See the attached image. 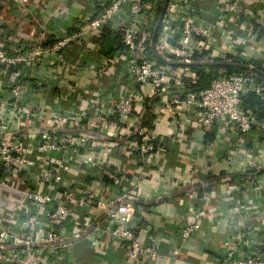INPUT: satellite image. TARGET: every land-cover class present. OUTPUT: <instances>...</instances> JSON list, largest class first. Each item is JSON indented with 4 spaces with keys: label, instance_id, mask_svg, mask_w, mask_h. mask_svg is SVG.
<instances>
[{
    "label": "built area",
    "instance_id": "built-area-1",
    "mask_svg": "<svg viewBox=\"0 0 264 264\" xmlns=\"http://www.w3.org/2000/svg\"><path fill=\"white\" fill-rule=\"evenodd\" d=\"M251 4L252 0L214 4L208 0H86V7L75 13L60 36L0 45V78L7 94V100L0 98V264H46L98 234L107 235L131 262H158L163 233L157 230L160 235L152 233L145 241L129 218L136 211L133 173L148 178L152 158L164 153L156 125L166 115L172 117L165 139L169 151L185 144L191 148L180 171L205 180L194 146L197 136L210 130L213 139L223 143L217 159L244 166L237 174L243 182L218 183L226 194L199 198L196 188H185L181 196L185 203L176 206L184 210L186 198L192 197L201 207L191 205L186 210L177 224V243L198 236L201 223L220 220V207L225 206L229 213L222 222L226 242L218 264H264V223L256 218L258 201L264 199V119L242 108L248 95L264 96L253 65L260 63L264 69V28L252 25L264 20V0H258L255 12ZM112 23L123 48L111 65L98 67L95 41ZM46 42L50 44L44 46ZM257 47L263 49L259 58ZM88 48L92 66L86 71L97 67V74L91 73L92 78L98 77L96 85L90 86L94 89L63 82V75L72 76L75 66L85 61L81 52ZM195 54L200 64L238 59L244 69L228 74L219 66L206 88L190 91L182 80H197L187 67ZM46 59L59 65L63 79L48 89V98L32 105L28 96L45 92L31 83L30 71ZM141 109L148 114L145 121L150 128L143 127L144 118L134 117ZM113 148L126 152L117 158ZM204 148L199 147L201 152ZM161 158L155 159L159 168L164 165ZM90 177L106 179L110 190L95 191L88 183ZM205 205H211L208 212L201 209ZM251 223L261 227L255 238L249 234ZM68 224L74 228L70 236L65 233Z\"/></svg>",
    "mask_w": 264,
    "mask_h": 264
},
{
    "label": "crops",
    "instance_id": "crops-1",
    "mask_svg": "<svg viewBox=\"0 0 264 264\" xmlns=\"http://www.w3.org/2000/svg\"><path fill=\"white\" fill-rule=\"evenodd\" d=\"M0 45L10 44L11 42L20 41L21 44H29L33 40L40 38L42 35L49 39H54L60 36L68 22L74 20V16L78 10H83L80 0H0ZM219 0H208V4H214ZM259 7L258 0H252L251 9L255 10ZM71 11V13H69ZM85 12V10H84ZM81 13V12H79ZM254 28H264V20L260 23L256 21L252 22ZM86 40V39H85ZM82 41L84 46H87L88 41ZM81 47V46H80ZM96 47V45H95ZM90 49L81 52L84 54L85 61L80 66H75L76 72L71 76L68 72L63 75V82L78 85L81 88L89 87L90 90L94 89L97 76L92 78V74H97V67L92 68L91 73L87 72L88 68H91L89 62L88 53ZM263 49L257 47L255 56L260 57V53ZM75 51L80 52L79 48ZM96 51L98 49L96 48ZM115 54L111 55V59ZM110 57L103 56L97 61L96 66H106L109 64L107 60ZM110 65V64H109ZM61 69L57 63H53L51 59H46L43 63L37 67V69L30 71L31 83L41 86L45 94L36 93L32 96H28L32 105H38L41 99L49 97L48 89L55 86L57 80H62ZM66 72V69L64 73ZM63 73V72H62ZM63 73V74H64ZM4 84L0 78V98L7 100V94L4 90ZM58 91L56 90V95ZM54 95V93H53ZM38 103V104H37ZM137 117L147 118L145 109L137 110L135 114ZM171 116L166 115L160 123L156 125V132L160 136V140L165 142L170 134L169 122H171ZM134 119V120H135ZM129 121L132 125L133 121ZM197 143L194 149L198 152L199 158L197 160L199 169L203 171L207 176L202 182L198 180L195 174L187 172L183 169L180 171L179 165L176 170L166 169L167 155L171 154L167 148V144H163L164 153L160 155L164 158V165L160 168L158 163L161 158L158 154L154 155L151 164H153L152 171L144 177L139 172H134V181L137 186L134 190L136 200L133 203L136 211L129 218L130 225L139 232V237L148 241L152 238V233H156L157 230L162 232L160 243L158 246V252L160 260L152 264H218L221 249L226 242V238L223 233L225 220H228V211L225 206L220 207L219 215L221 219L213 222L201 223L200 234L193 236L189 240L184 241L182 244L177 243L178 223L182 221L187 214L186 210L193 205L195 208L200 207V203L195 201V198L187 197V201L184 210L181 206H171L166 203L165 198L167 196H176V201L183 204L185 200H182L181 193H185V188H202L197 189V197L203 196H217L226 194L227 191L216 187V183H223L225 177L223 172H230L233 175L239 174L244 166H240V163L235 165L229 164L228 161L217 159V153L223 149L222 142L212 139L210 143L205 142V136L198 135ZM186 144L183 146L185 147ZM205 146L204 151L201 152L199 147ZM185 148H181L176 152H180ZM188 153L190 152V146L188 147ZM115 157L120 158L119 154H125V149H112ZM119 153V154H118ZM187 153V155H188ZM104 157V156H103ZM161 158V159H162ZM104 159V158H103ZM156 159V160H155ZM115 160V159H114ZM112 160L114 164L117 161ZM126 166H131V163L127 160H123ZM185 167V166H183ZM131 170V168H129ZM219 174H221L219 177ZM89 185L100 193L110 190V185L106 179L90 177L88 181ZM200 190V191H199ZM202 190V191H201ZM182 194V196H183ZM260 210L256 214V218L260 221V224L264 223V199L258 201ZM154 209L153 214L150 213L151 209ZM211 208V205H205L202 210ZM137 209L141 213H137ZM207 211V210H206ZM224 221V222H223ZM223 222V224H222ZM259 224V225H260ZM250 236L254 238L258 235L256 224H250ZM74 231L73 226L68 224L65 228V233L70 236ZM154 231V232H153ZM156 233V235H160ZM86 232H84L85 234ZM261 233V232H259ZM170 236V238H169ZM88 238L77 242L72 248H68L65 256H61L58 260H49L46 264H148L145 262H131L126 259L124 251L121 247L115 246L107 240V235L100 234L95 237Z\"/></svg>",
    "mask_w": 264,
    "mask_h": 264
},
{
    "label": "trees",
    "instance_id": "trees-1",
    "mask_svg": "<svg viewBox=\"0 0 264 264\" xmlns=\"http://www.w3.org/2000/svg\"><path fill=\"white\" fill-rule=\"evenodd\" d=\"M115 29H117V26L112 23L110 26L105 27L101 30L99 37L97 38V41H95V45L96 48L98 49V51L96 52L97 56L99 57H103V56H107L110 57L107 60L109 61V64L111 65V55L113 54H117L118 51L122 50V45L120 43L119 40V34L118 32L116 33ZM86 40H89V38L87 37ZM85 40V41H86ZM95 40V39H94ZM49 42L43 43L44 46L49 45ZM205 55V54H202ZM200 59V56L195 54L194 55V59L191 62V64L189 66H187L191 71L194 72L197 76V80L192 82L190 81L191 79L184 77L182 80V83H184L185 87L190 90V91H198L199 89L202 88H206L209 84V82L215 77L214 74V69H216L217 67H223L226 69L228 74H232V73H239L241 72L244 68L242 66V64L239 63L238 59H234L233 62L231 63H224L223 60L221 59H217L212 61V63H207V64H200L198 63ZM109 64H107V66H109ZM255 66V70L257 72V78H259L258 83H260L264 89V69L262 68V66L260 65V63H254L253 64ZM209 69V73H206V70ZM242 108L244 109V111H246L247 113H254L256 114L259 118L264 119V96H258L255 94H250L247 97L244 98L243 100V105ZM148 116V114H147ZM146 119H144V122L142 123L143 127H151V124L149 121H145ZM213 137H212V133L211 130L209 132H207V134L205 135V142L206 143H210V141H212ZM162 144H167L166 141ZM188 147L189 144H186L185 149L181 150L180 152H176V150L172 151L171 154L167 155V165H166V169L169 170H176L177 166L185 161V157L188 153ZM239 181V182H243V176L242 175H234L233 177H226L224 178L222 181L224 182H233V181ZM218 183H216V187H217ZM196 189H202V188H196ZM200 191V190H199ZM202 191V190H201ZM183 193H181L180 196H182ZM211 197H215V196H211ZM176 196L170 195L167 196L165 198V201L167 204L171 205V206H176L177 205V201H176ZM178 207V206H177ZM201 207V205H200ZM208 212V209H206ZM206 210H204V212H206ZM135 230V229H134ZM135 232L137 233V230H135Z\"/></svg>",
    "mask_w": 264,
    "mask_h": 264
},
{
    "label": "rangeland",
    "instance_id": "rangeland-1",
    "mask_svg": "<svg viewBox=\"0 0 264 264\" xmlns=\"http://www.w3.org/2000/svg\"><path fill=\"white\" fill-rule=\"evenodd\" d=\"M1 2V1H0ZM82 6L86 7V0H80ZM1 4V3H0ZM71 13V11H69ZM74 16V15H73ZM21 43V42H20Z\"/></svg>",
    "mask_w": 264,
    "mask_h": 264
}]
</instances>
